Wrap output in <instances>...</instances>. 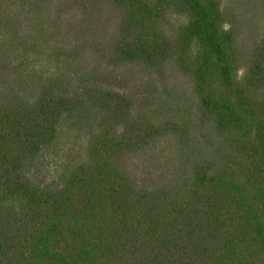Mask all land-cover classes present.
<instances>
[{"label":"trees","instance_id":"16d2710c","mask_svg":"<svg viewBox=\"0 0 264 264\" xmlns=\"http://www.w3.org/2000/svg\"><path fill=\"white\" fill-rule=\"evenodd\" d=\"M0 264H264V0H0Z\"/></svg>","mask_w":264,"mask_h":264},{"label":"rangeland","instance_id":"374dc122","mask_svg":"<svg viewBox=\"0 0 264 264\" xmlns=\"http://www.w3.org/2000/svg\"><path fill=\"white\" fill-rule=\"evenodd\" d=\"M260 20H261V19H260ZM257 31H258V32H261V31H263V30H262V28H258V30H257Z\"/></svg>","mask_w":264,"mask_h":264}]
</instances>
